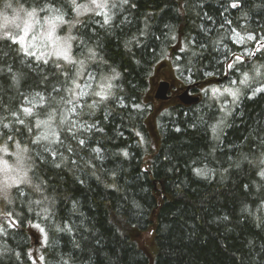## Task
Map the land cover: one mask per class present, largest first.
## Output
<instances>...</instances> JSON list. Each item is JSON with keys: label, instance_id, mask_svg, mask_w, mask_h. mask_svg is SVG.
<instances>
[{"label": "trees", "instance_id": "trees-1", "mask_svg": "<svg viewBox=\"0 0 264 264\" xmlns=\"http://www.w3.org/2000/svg\"><path fill=\"white\" fill-rule=\"evenodd\" d=\"M97 1L108 24L93 0H0L7 14L59 9L69 57L26 59L0 39V146L23 169L0 189V264H264V0ZM159 65L186 85L234 79L240 96L153 108Z\"/></svg>", "mask_w": 264, "mask_h": 264}, {"label": "rangeland", "instance_id": "rangeland-1", "mask_svg": "<svg viewBox=\"0 0 264 264\" xmlns=\"http://www.w3.org/2000/svg\"><path fill=\"white\" fill-rule=\"evenodd\" d=\"M97 3L104 2L97 1ZM27 13L28 11L23 12L17 10L10 14L9 12L8 14L0 12V39H6V34L15 37L17 40L21 41L18 44L22 47L23 51L25 48L35 51L37 53L36 58L38 57L37 59L42 61L47 60L51 55L63 57L62 55H58L61 52L68 55V40L57 33V29L62 25V22L55 19V16L49 13L43 14L44 16L40 17H38L37 13L35 16L31 17L28 16ZM250 52L254 53L255 51H246L247 54ZM25 57L26 59H29L31 56L25 55ZM167 79H174L178 87L184 84V81L176 76L173 69L171 72L166 70L164 66L159 65L152 76L150 87L151 94L144 97L145 103H150L153 108H160L161 111L170 107L154 97V89L157 87L158 83ZM235 83H237V81L234 79L226 82L213 83L205 86L200 91L203 94L206 92L210 94L218 93L219 97L224 96L225 93H227L233 98V96L225 90H237L236 88L234 89ZM240 92L241 91L239 90L238 97L240 96ZM150 96L152 97L150 98ZM40 97H42V95H37V93L33 95V97H30L26 107H30L33 110L38 105L42 104ZM161 103L164 104L160 106ZM167 104L170 103L168 102ZM8 153V149L0 146V189L2 191L19 184L22 181L21 179L23 176L22 167L19 164L14 163L12 160V162H10V159L7 157ZM151 236L152 233L148 232L147 234H144L140 240L146 244Z\"/></svg>", "mask_w": 264, "mask_h": 264}, {"label": "snow or ice", "instance_id": "snow-or-ice-1", "mask_svg": "<svg viewBox=\"0 0 264 264\" xmlns=\"http://www.w3.org/2000/svg\"><path fill=\"white\" fill-rule=\"evenodd\" d=\"M121 2L124 3V4H127V3H128V0H121ZM93 3L95 4V8L93 9V11H95L97 15H103V16H104V23H105V24H108V23L110 22V19H111V17L108 15V12H107V9L109 8V5H108L106 2H105V3H96V0H93ZM73 4L75 5V0H73ZM11 6H12L11 4H7V5H6L7 8H9V7H11ZM117 6H118L117 4H112V5H111L112 8H116ZM230 6H231L232 8H237V7H239L238 0H233V2L231 3ZM75 7H76V9L78 10L80 6H79V5H75ZM40 11H42V12H48V13H54V14H56L55 19H58V20H60L61 22H64L63 19H62V13H60L59 9H56V8H54V7H52V6H46L45 8L40 9ZM27 15L30 16V17H31V16H35V15H36V10L33 9L31 12H28ZM209 19H210V18H209ZM226 23H229V24H230L231 22H230V21H226ZM221 27H223V25H221ZM206 31H207V30H206ZM232 35H233V37L235 38V40H236L237 43H242V42L244 41V37L240 36V34H239L238 32H236L235 29H232ZM5 38H6L7 40H11L13 43H20V42H21V41L17 40L15 37H13V36H11V35H7V34H6ZM171 38H172V40H176V36H175V35H173ZM254 39H256V37L253 36V35H251V34H249V35L247 36V40H254ZM190 43H193V44H194V43H196V42H195V41H191ZM257 45H258V46H257L256 51H260V49H261L262 47H264V37H261L260 40L257 41ZM188 47H189V43H185V44L180 48V52H181V53L185 52V50H186ZM199 47H200V48H204V47H206V45H205L204 43H200ZM24 54H25V55H29V56H36V55H37V53H36L35 51H31V50H29L28 48H25V49H24ZM248 54H249V55H252V54H254V53H251V52H250V53H248ZM58 55H62L63 58H64L65 60H68V59H69V57L67 56V54L64 53V52H61V53H59ZM192 55L195 56L196 53L193 52ZM37 58H38V57H37ZM179 58H180V57H177V59H179ZM241 59H242V58H241L240 56H236V57H235V60H236V61H241ZM44 62L47 63V60H45ZM81 63H82V62H81ZM227 66H228L229 69H231V68L233 67V63H228ZM187 71L191 72V68L187 69ZM257 72H259V70H257ZM205 75H212V73H208V72H206ZM247 79H248V76H247V74H245V75H244V80H242L241 83L246 82ZM213 91H216V90H213ZM225 91L229 92V94L232 95L233 98H236L237 95H238V92H239L238 89L235 90V91L230 90V89H226ZM258 91H259V89H258ZM37 95H39V94H37ZM96 95H101V93H96ZM103 98H105V97L102 96V99H103ZM40 99L43 101L44 98H43V97H40ZM89 107H95V104H93V105H89ZM135 107L138 108L139 105H135ZM70 111L75 112V111H76L75 107H73ZM23 112H24L25 114H29V115H30L31 112H32V109H31L30 107H25V108H23ZM13 115H15V114H13ZM50 115H51V114H50ZM18 122L21 123V124H23V120H19ZM41 124L47 125L48 122H47V121H38V122H37V126H38V127H39ZM75 126L80 127V128H86V129H89V130H90L91 128L95 127V125H86V124H79V125H75ZM3 127L8 128L9 125H8V124H4ZM99 130H100V131H103V129H99ZM69 131H71V129H69ZM215 131H216V128L213 127V132H215ZM53 135H56V134H53ZM137 135H139V133H137ZM8 138H9V139H12L11 136H9ZM36 139H37V141H39V140H41V139H45V140H47V139H49V136H48L47 134H43V135H41V136H38ZM56 139L58 140V135H56ZM34 143H35V141H34ZM78 143H79L81 146H83V145L85 144V140H84V139H80V140L78 141ZM68 151H72V150L69 148ZM92 151L95 152V153H97V154H99V153L101 152V149H100L99 147H96V148H93ZM52 155H53V157H54V156H55V153H53ZM124 155L127 156V152H125ZM72 162L75 163V161H72ZM59 166H60V165L58 164L57 167H59ZM194 171H195L198 175H203V174H204V170H202V169H200V168H195ZM260 175H261V176H264V171H262V172L260 173ZM38 190H39V189H38ZM20 195H24V193H23V192H20ZM6 215H7L8 217H11V216H12V214H11L10 212L7 213ZM8 223H9V226H13V227H14L15 224H16V221H15V220H12V219H9ZM35 227H38V228H39V225H35ZM67 230L70 231L71 229L69 228V229H67ZM2 231H3V229L0 228V232H2ZM40 231L43 232L44 229L41 228ZM41 259H43V258L41 257Z\"/></svg>", "mask_w": 264, "mask_h": 264}, {"label": "flooded vegetation", "instance_id": "flooded-vegetation-1", "mask_svg": "<svg viewBox=\"0 0 264 264\" xmlns=\"http://www.w3.org/2000/svg\"><path fill=\"white\" fill-rule=\"evenodd\" d=\"M168 80V79H167ZM164 81V80H163ZM168 81H170L171 82V88H170V91H169V93H168V98L166 99V100H160V101H162V102H164L166 105H169V104H167L168 102L169 103H182V100H181V95L183 94V92H184V90L186 89V87H187V85L186 84H183V85H181L180 87H178V85L176 84V82H175V80L174 79H170V80H168ZM161 83V82H160ZM160 83H158V85H157V87L154 89V97L156 98V92H157V90H158V88H159V85H160ZM200 90H202L201 89V84H199V85H197V86H195V87H192L191 89H190V91H191V93L192 94H196V95H201V97H202V94L203 93H201V91ZM157 99V98H156ZM164 103H161V105L160 106H162Z\"/></svg>", "mask_w": 264, "mask_h": 264}, {"label": "water", "instance_id": "water-1", "mask_svg": "<svg viewBox=\"0 0 264 264\" xmlns=\"http://www.w3.org/2000/svg\"><path fill=\"white\" fill-rule=\"evenodd\" d=\"M170 83L168 81H161L160 87L156 93V98L166 100L168 98V93L170 91ZM189 86L187 90L181 95V100L185 104H192L194 102H198L200 100L199 96L191 94L189 92Z\"/></svg>", "mask_w": 264, "mask_h": 264}, {"label": "bare ground", "instance_id": "bare-ground-1", "mask_svg": "<svg viewBox=\"0 0 264 264\" xmlns=\"http://www.w3.org/2000/svg\"><path fill=\"white\" fill-rule=\"evenodd\" d=\"M164 81H168V80H164ZM223 81V79L222 78H217V77H212V78H210L209 80H207V81H205V82H203L202 84H201V89H203L205 86H208V85H210V84H213V83H220V82H222ZM170 84H171V82L170 81H168ZM200 83H189L188 85H187V87H186V89L184 90V92L187 90V88L189 87V86H191L190 88H189V92H191L190 91V89L192 88V87H195V86H197V85H199ZM159 87H160V85H159ZM170 88H171V85H170ZM159 89V88H158ZM158 91V90H157ZM183 92V93H184ZM157 93V92H156ZM196 95V94H195ZM156 96V95H155ZM196 96H199L200 97V100H201V95L199 94V95H196ZM158 99V98H157ZM159 100H162V99H159ZM199 100V101H200ZM198 101V102H199ZM198 102H194V103H198ZM183 104H185L184 102H182ZM194 103H192V104H194ZM186 105H191V104H186Z\"/></svg>", "mask_w": 264, "mask_h": 264}]
</instances>
